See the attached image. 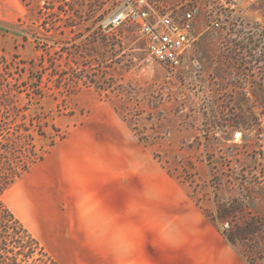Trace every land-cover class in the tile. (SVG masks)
I'll return each mask as SVG.
<instances>
[{"label": "rangeland", "instance_id": "obj_1", "mask_svg": "<svg viewBox=\"0 0 264 264\" xmlns=\"http://www.w3.org/2000/svg\"><path fill=\"white\" fill-rule=\"evenodd\" d=\"M43 1L0 13V117L44 153L7 208L61 264H261L222 233L264 229V0H168L196 19L176 73L95 13L45 33Z\"/></svg>", "mask_w": 264, "mask_h": 264}, {"label": "trees", "instance_id": "obj_2", "mask_svg": "<svg viewBox=\"0 0 264 264\" xmlns=\"http://www.w3.org/2000/svg\"><path fill=\"white\" fill-rule=\"evenodd\" d=\"M61 5L66 7L65 14L71 12L77 21H72L67 25L68 29H75L79 19L90 13L98 15V23L102 19V5L95 0H52L48 12L43 6V19L41 28L45 33H54L57 31L58 20L62 14ZM83 9L86 14L79 12ZM80 16V17H79ZM83 20V19H82ZM98 32L101 31L97 26ZM0 117V264H58L44 249L40 242L28 231L23 223L7 208L3 201V196L11 186L19 180L30 169L41 163L44 153L37 155L34 147L31 145L32 139L27 135L26 129L11 123V129L6 128L7 124ZM52 147V145H51ZM220 212V211H219ZM222 212V211H221ZM229 216L227 213L221 215ZM262 225L257 221L251 220L243 228H238L233 234L223 231V236L232 245L235 242L240 244L253 243L262 244L264 249V237ZM263 241V243H261ZM250 255V253H248ZM246 258L249 264H252ZM264 264V257L260 259Z\"/></svg>", "mask_w": 264, "mask_h": 264}, {"label": "built area", "instance_id": "obj_3", "mask_svg": "<svg viewBox=\"0 0 264 264\" xmlns=\"http://www.w3.org/2000/svg\"><path fill=\"white\" fill-rule=\"evenodd\" d=\"M95 1L102 5V19L97 26L103 34L132 26L144 40L145 50L153 61L173 73L182 69V57L194 42L196 19L191 13L175 11L168 0ZM43 6L46 12L50 10V2L43 1ZM212 27L216 29L219 24L213 23Z\"/></svg>", "mask_w": 264, "mask_h": 264}, {"label": "crops", "instance_id": "obj_4", "mask_svg": "<svg viewBox=\"0 0 264 264\" xmlns=\"http://www.w3.org/2000/svg\"><path fill=\"white\" fill-rule=\"evenodd\" d=\"M5 3H11V0H0V13H1V11H4V4ZM0 18H3L2 16H0ZM95 203L96 204H98V200H95ZM20 220V219H19ZM27 228V227H26ZM28 229V228H27ZM29 231V230H28ZM39 242H40V240L31 232V231H29ZM40 244L44 247V245L40 242ZM44 249L46 250V248L44 247ZM46 252L58 263V264H61V263H59L47 250H46Z\"/></svg>", "mask_w": 264, "mask_h": 264}, {"label": "bare ground", "instance_id": "obj_5", "mask_svg": "<svg viewBox=\"0 0 264 264\" xmlns=\"http://www.w3.org/2000/svg\"><path fill=\"white\" fill-rule=\"evenodd\" d=\"M20 189V186H17V190Z\"/></svg>", "mask_w": 264, "mask_h": 264}]
</instances>
